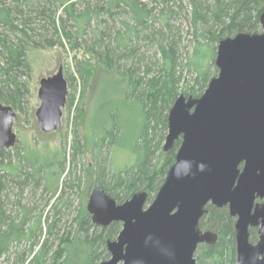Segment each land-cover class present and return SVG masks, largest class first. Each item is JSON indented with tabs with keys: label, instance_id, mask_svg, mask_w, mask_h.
<instances>
[{
	"label": "trees",
	"instance_id": "16d2710c",
	"mask_svg": "<svg viewBox=\"0 0 264 264\" xmlns=\"http://www.w3.org/2000/svg\"><path fill=\"white\" fill-rule=\"evenodd\" d=\"M263 10L264 0H0V103L15 112L14 122L30 112L29 49L82 52V59L74 58L76 77L68 70L63 78L70 88L80 79L82 92L91 95L88 109L74 107L68 154L63 139L55 148L24 142L3 152L0 264L107 261L106 242L116 238L121 224L91 222L90 191L99 187L117 204L146 192L151 202L180 144L162 152L169 109L180 95L203 94L217 75L218 42L240 32L260 33ZM69 99L65 105L71 109L74 98ZM89 110L100 118L97 126L85 122ZM126 114L134 118L127 148L136 160L112 172L107 153L124 133L120 119ZM88 145L95 163L82 164L75 175ZM206 210L199 228L217 237L198 246L197 264H233V219L226 208Z\"/></svg>",
	"mask_w": 264,
	"mask_h": 264
},
{
	"label": "water",
	"instance_id": "95a60500",
	"mask_svg": "<svg viewBox=\"0 0 264 264\" xmlns=\"http://www.w3.org/2000/svg\"><path fill=\"white\" fill-rule=\"evenodd\" d=\"M260 33L240 32L218 42L217 75L198 98L180 95L167 115L162 152L180 140L174 162L153 200L147 193L121 204L93 188L86 211L99 227L121 224L106 242L109 259L100 264H195L199 244L216 235L198 228L206 206L227 208L235 218L236 264H264V10ZM67 85L61 69L39 82L35 118L40 132L60 128ZM15 112L0 103V161L14 147ZM258 228L255 245L248 229Z\"/></svg>",
	"mask_w": 264,
	"mask_h": 264
},
{
	"label": "rangeland",
	"instance_id": "374dc122",
	"mask_svg": "<svg viewBox=\"0 0 264 264\" xmlns=\"http://www.w3.org/2000/svg\"><path fill=\"white\" fill-rule=\"evenodd\" d=\"M74 53H77L76 57L74 56ZM26 56L31 69L30 77L26 79V82L28 83L30 89V97L28 100L30 112L28 115H17L16 117V121L14 122L13 125V131L17 136V141L15 145L22 144L24 142L27 143L35 142L37 143V145H42L47 142L51 148H55L60 144V141H62L63 139L66 141V150L68 154L69 145L71 143L72 138L74 137L73 135L74 115H75L74 107L76 106V104H81L82 107L84 106L86 108L87 107L89 108L90 99H91L90 92L88 89L82 92V85L80 79H77V83L76 85H74L73 88H70L69 85H67L66 83L67 85L66 101L70 100L69 99L70 96H73L74 105L71 109H68L66 105L61 109L62 115H61L59 130L48 133V135H44L46 133L40 132L35 118V112L40 104V101L38 100L37 97V91L41 79L52 77L53 75L57 74V72L60 71V69L62 75L65 78L67 77L66 74L68 70H71L73 72V75L76 77L75 60L82 59L84 55L82 54V52H78V51L75 52L71 50L69 51L64 46L63 48L55 47L50 50L29 49L26 53ZM81 93L83 95L82 99H81ZM101 99L102 96L100 95L98 101H100ZM88 116L89 118L86 117L85 122H87L89 119V121L95 126H97L100 123V118H97V114L96 115L93 114L92 116L90 110L88 111ZM132 120H134V118L131 117V115L128 114H126V116L121 115L120 121H122L121 125L124 129V133L122 136L119 137L118 142L112 146L113 148H110V150L107 153L109 156L108 161L106 162L107 170H110L112 172L119 171L125 167L131 166L135 162L136 156L133 153L132 148H127L128 147L127 135ZM87 147L88 148L85 147V154H83V157L80 158L81 160H79L77 165H75L74 168L75 175L81 173L82 164L90 165L95 163L94 160H92V156H91L92 151H90V148L92 147L91 145H88ZM67 160H68V155H67ZM162 163H163V157H161L158 160L159 165H161ZM85 186L86 183L83 186V189L85 188ZM154 196L155 195H152V197L150 198L151 201L153 200ZM233 264H234V260H233Z\"/></svg>",
	"mask_w": 264,
	"mask_h": 264
},
{
	"label": "flooded vegetation",
	"instance_id": "af4514ba",
	"mask_svg": "<svg viewBox=\"0 0 264 264\" xmlns=\"http://www.w3.org/2000/svg\"><path fill=\"white\" fill-rule=\"evenodd\" d=\"M13 125H14V123H13ZM59 130V129H58ZM264 202V200H259V199H257V200H255V204H262ZM208 206H210V204L209 205H207L206 206V209H207V207ZM212 207V206H211ZM227 209V208H226ZM228 212V211H227ZM207 213H208V211H207ZM206 213V214H207ZM205 214V215H206ZM233 219V224H235V218H232ZM201 220V219H200ZM200 222V221H199ZM198 228H199V224H198ZM233 229H234V225H233ZM199 230L200 231H202V232H206L204 229H200L199 228ZM257 231H258V228H250V229H248V234H249V238H248V242L251 244V245H255L256 243H257V240H258V234H257ZM205 244V243H204ZM200 245H202V244H199L198 246H200ZM207 245H212V244H207ZM198 246H197V248H198ZM197 248H196V250H195V252H194V256H193V258H194V260H195V264H197V261H196V258H195V254H196V251H197ZM234 264H236V251H235V240H234Z\"/></svg>",
	"mask_w": 264,
	"mask_h": 264
},
{
	"label": "bare ground",
	"instance_id": "6f19581e",
	"mask_svg": "<svg viewBox=\"0 0 264 264\" xmlns=\"http://www.w3.org/2000/svg\"><path fill=\"white\" fill-rule=\"evenodd\" d=\"M89 196V195H88Z\"/></svg>",
	"mask_w": 264,
	"mask_h": 264
}]
</instances>
